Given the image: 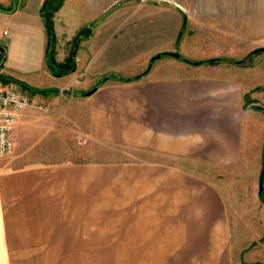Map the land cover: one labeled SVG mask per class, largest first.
Masks as SVG:
<instances>
[{"label": "crops", "instance_id": "1", "mask_svg": "<svg viewBox=\"0 0 264 264\" xmlns=\"http://www.w3.org/2000/svg\"><path fill=\"white\" fill-rule=\"evenodd\" d=\"M44 1L0 0L15 7L0 10L10 28L0 42L8 49L0 74L58 94L111 77L90 96L92 135L159 158L0 167V264H234L230 195L216 179L244 165L253 148L250 87L239 67L153 66L120 82L112 76L134 77L152 54L179 51L180 9L147 0H64L54 15L55 56L64 63L75 48V67L56 75ZM148 37L169 46L143 58ZM130 67L137 68L118 71Z\"/></svg>", "mask_w": 264, "mask_h": 264}, {"label": "rangeland", "instance_id": "2", "mask_svg": "<svg viewBox=\"0 0 264 264\" xmlns=\"http://www.w3.org/2000/svg\"><path fill=\"white\" fill-rule=\"evenodd\" d=\"M147 1L165 9L175 8V12L180 9V33L176 46L181 57L165 52L150 67V60L157 53L152 54L146 67L140 72L150 71L153 66L154 69L165 72L183 71L184 67L195 70L212 65L236 66L246 85L250 87L246 94V106L252 110L249 119L251 132L255 135L253 148L245 151L247 157L244 158V165L222 169L216 182L230 195L228 202L232 216L233 244L236 248L234 264H264V201L260 198V178L264 169V51L249 56L253 50L264 47V0ZM168 19L166 12L165 27ZM158 20L160 23V18ZM5 30L10 31V28L0 16V42L7 38ZM167 45L169 46L167 39L162 43L153 37L144 38L141 45L142 57L150 54L152 48L160 49ZM0 46L3 45L0 43ZM213 58H227L230 61L193 63ZM243 59L244 64L235 62ZM56 62L63 64L57 60ZM71 67L72 64H67L56 68V72H65ZM131 68L118 71L129 74L130 70L132 72L137 67ZM6 70L20 74L12 69ZM0 84L9 87L20 85L2 80ZM33 89L39 91L32 93L27 89L33 98V104L21 113L14 130V149L11 153L0 156V167L55 162L124 164L159 158L154 152L100 140L92 135L88 114L92 94L78 93H86L92 88L73 89L69 93L64 90L61 93L59 91V94L54 89ZM248 137L246 134L245 138ZM262 184L264 187V177Z\"/></svg>", "mask_w": 264, "mask_h": 264}, {"label": "trees", "instance_id": "3", "mask_svg": "<svg viewBox=\"0 0 264 264\" xmlns=\"http://www.w3.org/2000/svg\"><path fill=\"white\" fill-rule=\"evenodd\" d=\"M64 4V0H45L44 1V4H43V11H42V16L45 20V23H46V27H47V30H48V51H47V57H48V61H49V64H50V67L52 69V71L54 72V74L56 75H62V74H65V73H68L70 71H72L75 67V53L73 54V52H75V48L72 52V54L70 55V57L68 58V61L63 63V64H58L56 62V59H55V47H54V44H55V33H54V21H53V17H54V14L56 13V11H58ZM15 9V7H9V8H6L4 6H2L0 4V10H5V11H13ZM87 29H84L82 31H80L78 37L75 39V46L77 45L78 41L80 38L83 37V35H85V32ZM261 51H264V50H253L249 56L257 53V52H261ZM6 55H7V51H6V47L5 46H0V66H3L2 63L3 61L5 60L6 58ZM222 60H226V61H230L229 59L227 58H213V59H209V60H206V61H197L198 64H201L203 62H212V63H218V62H221ZM236 63L238 64H244L245 60H239V61H235ZM195 64V62H193ZM67 64H72V67L69 69V70H66L65 72H62V73H57L56 72V68L58 67H64L66 66ZM146 72V71H145ZM145 72L141 73V74H138L134 77H121L119 75H116L114 74L113 77L120 81V82H130V81H133L135 79H138L140 78L143 74H145ZM111 77L109 76H106L103 78V80L100 82L98 86L104 84V82H106V80L110 79ZM0 80L4 81L5 83H8V82H18L15 78H12L10 76H6V75H3V74H0ZM22 86L26 89H28L30 92L32 93H35L39 90H36V89H33L32 87H30L29 85L25 84V83H21ZM81 95H85V92H81L79 93ZM263 177H264V169L262 171V174H261V178H260V182L263 183ZM260 198L264 201V189L262 191H260Z\"/></svg>", "mask_w": 264, "mask_h": 264}, {"label": "built area", "instance_id": "4", "mask_svg": "<svg viewBox=\"0 0 264 264\" xmlns=\"http://www.w3.org/2000/svg\"><path fill=\"white\" fill-rule=\"evenodd\" d=\"M33 104V98L22 85L0 84V156L14 149V130L21 113Z\"/></svg>", "mask_w": 264, "mask_h": 264}, {"label": "water", "instance_id": "5", "mask_svg": "<svg viewBox=\"0 0 264 264\" xmlns=\"http://www.w3.org/2000/svg\"><path fill=\"white\" fill-rule=\"evenodd\" d=\"M43 11V7H42V9H41V12ZM48 50V49H47ZM256 50H264V47H261V48H258V49H256ZM167 53H169L170 55H172V56H174V57H177V58H180L181 57V54H180V52L179 51H174V52H167ZM162 54H165V52H163V53H157L156 55H154L152 58H151V60H150V67H151V65H152V63H153V61H155L156 59H158V58H160L161 56H162ZM5 61V60H4ZM4 61H3V63H4ZM3 63H2V65H3ZM195 64H198V62H195ZM147 72V71H146ZM97 90V87H93L91 90H89L88 92H86L85 93V95H91V94H93L95 91ZM81 95V94H80ZM264 189V187H263V184L261 183L260 184V191H262Z\"/></svg>", "mask_w": 264, "mask_h": 264}]
</instances>
